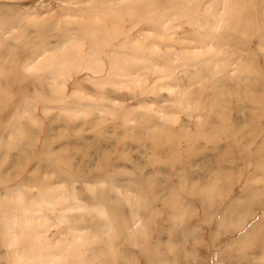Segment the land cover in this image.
<instances>
[{"label":"clouds","instance_id":"obj_1","mask_svg":"<svg viewBox=\"0 0 264 264\" xmlns=\"http://www.w3.org/2000/svg\"><path fill=\"white\" fill-rule=\"evenodd\" d=\"M0 264H264V0H0Z\"/></svg>","mask_w":264,"mask_h":264}]
</instances>
